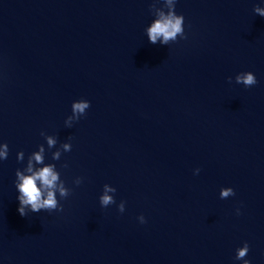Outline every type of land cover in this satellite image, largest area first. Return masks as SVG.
Masks as SVG:
<instances>
[{
  "label": "water",
  "instance_id": "1",
  "mask_svg": "<svg viewBox=\"0 0 264 264\" xmlns=\"http://www.w3.org/2000/svg\"><path fill=\"white\" fill-rule=\"evenodd\" d=\"M255 6L0 0V264H264ZM170 14L183 34L151 43ZM244 72L257 83H237ZM46 167L54 187L36 186L56 207L22 217L21 177Z\"/></svg>",
  "mask_w": 264,
  "mask_h": 264
},
{
  "label": "clouds",
  "instance_id": "2",
  "mask_svg": "<svg viewBox=\"0 0 264 264\" xmlns=\"http://www.w3.org/2000/svg\"><path fill=\"white\" fill-rule=\"evenodd\" d=\"M259 16L264 17V7L255 6L253 9ZM184 18L182 15L170 14L168 17H163L160 20L153 22L152 26L148 29L149 41L153 44L156 43L158 37H162V43H167L169 40H175L178 34H183ZM231 81V78H229ZM237 83H243L246 87L253 86L257 83L256 77L251 72H244L242 75L236 77ZM89 102H79L73 104V111L78 113H84L86 108H89ZM52 141L49 140V144ZM67 148V145H65ZM2 155V153H0ZM36 160H40V156H36ZM19 175V174H18ZM39 180L41 185L51 189L54 187V182L57 180L56 174L50 167H46L39 172L33 173L31 176L21 177V183L18 185L21 196L17 197L20 202L18 207V213L23 217L26 216L24 211L25 205L31 206L32 212H39L42 208H55L56 200L52 191L47 192L46 198L42 199V193L40 188L36 186V181ZM231 190H225L221 193L222 196L227 197ZM61 195H66L63 189H61ZM103 204L107 205L111 202V197L105 195L102 197ZM248 244L245 242L244 247L237 249L236 259L243 260L248 253ZM244 264H249L248 260L244 261Z\"/></svg>",
  "mask_w": 264,
  "mask_h": 264
}]
</instances>
